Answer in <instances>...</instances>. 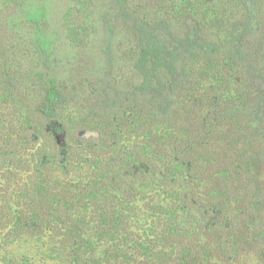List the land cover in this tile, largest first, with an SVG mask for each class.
Instances as JSON below:
<instances>
[{"label": "rangeland", "instance_id": "rangeland-1", "mask_svg": "<svg viewBox=\"0 0 264 264\" xmlns=\"http://www.w3.org/2000/svg\"><path fill=\"white\" fill-rule=\"evenodd\" d=\"M260 107L264 0H0V264H264Z\"/></svg>", "mask_w": 264, "mask_h": 264}, {"label": "trees", "instance_id": "trees-1", "mask_svg": "<svg viewBox=\"0 0 264 264\" xmlns=\"http://www.w3.org/2000/svg\"><path fill=\"white\" fill-rule=\"evenodd\" d=\"M146 26H148L146 24ZM149 36L152 38L153 41H155L157 44H153V50L147 51L144 49L143 57L140 60V76H141V81L143 86H151L152 84L155 83H160L164 77L169 78L172 76V73L174 70H176L177 67H181L183 65L184 59L183 57L187 52L193 49L194 45H198L199 43L202 45H206L207 47H214V43L209 41V39L206 36H201L199 35L197 37V33L195 34V38H191L190 36L186 37H178L174 36L173 34H169L164 39L160 36L157 35V33H149ZM170 37V38H169ZM160 44V45H159ZM152 45V44H151ZM149 48V47H148ZM177 50H180L179 54H175ZM209 55L211 58L212 54L208 53H201V60H204ZM182 58V59H181ZM197 60L198 55H195L194 58L190 60ZM169 81V79H168ZM52 94L54 95L52 99H50L51 105H55V96H57V91L52 89L51 90ZM51 93L49 96L52 95ZM228 107V106H227ZM264 107H260L259 109L254 110H249L248 113H244L245 119L244 123L241 124L238 129L240 131H249L251 129L255 130L257 133L260 132L261 129V124L260 122L254 121L252 117L256 118L261 121L262 118L259 115L260 111L263 112ZM262 114V113H261ZM45 116V115H44ZM239 114L236 115V122H239L240 116ZM263 121V120H262ZM264 138V137H263ZM264 190V189H263ZM264 196V194H262ZM260 205H264V203H261ZM258 210H261V207L258 208ZM220 217L216 215V219ZM225 222H216L215 225L212 224V227H218L220 224H222L223 229H232L235 226L232 225L233 223H228V219L224 218ZM227 220V222H226ZM235 224V223H234ZM107 254L103 255L104 260L110 261L111 258H113L112 251L113 247H107L104 249ZM194 264H199V261H195Z\"/></svg>", "mask_w": 264, "mask_h": 264}]
</instances>
